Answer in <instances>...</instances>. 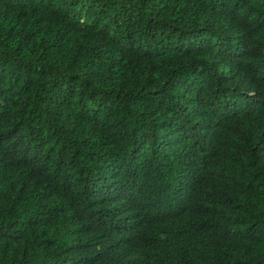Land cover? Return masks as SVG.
<instances>
[{
  "label": "trees",
  "instance_id": "1",
  "mask_svg": "<svg viewBox=\"0 0 264 264\" xmlns=\"http://www.w3.org/2000/svg\"><path fill=\"white\" fill-rule=\"evenodd\" d=\"M0 264H264V0H0Z\"/></svg>",
  "mask_w": 264,
  "mask_h": 264
}]
</instances>
